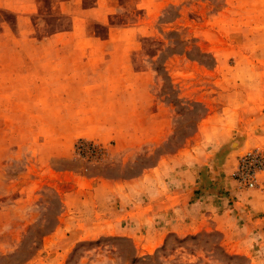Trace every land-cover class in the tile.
Listing matches in <instances>:
<instances>
[{"label": "rangeland", "instance_id": "obj_1", "mask_svg": "<svg viewBox=\"0 0 264 264\" xmlns=\"http://www.w3.org/2000/svg\"><path fill=\"white\" fill-rule=\"evenodd\" d=\"M149 1L11 28L0 12V264H264V209L236 177L251 153L264 189V0ZM199 145L198 192L237 209L180 213L179 231L121 209L119 189L147 201L130 185Z\"/></svg>", "mask_w": 264, "mask_h": 264}, {"label": "crops", "instance_id": "obj_2", "mask_svg": "<svg viewBox=\"0 0 264 264\" xmlns=\"http://www.w3.org/2000/svg\"><path fill=\"white\" fill-rule=\"evenodd\" d=\"M120 1L121 0H0V12L4 11L12 15L10 18L13 20H8L4 23L7 28H11L15 24L16 26L14 27H17V23L31 21L32 14L47 13L49 7H52L51 11L56 15H60V13L68 14L72 22H87L89 18L93 16L92 14H95L93 12H104V3H106V6L109 3L114 5L111 6L114 11H111L110 14L120 15L118 13L119 7L121 8ZM157 2L158 0H151L146 4L149 8V13L155 8ZM43 7H45L44 10H42ZM3 18L5 17L3 16ZM61 20L63 19L56 18V21ZM10 23H12V25ZM18 29L20 30L19 26ZM132 29H136V27ZM68 34L73 35L75 32L71 31L68 32ZM63 35H65V32L59 33V36L62 37ZM243 140L245 142L249 141L247 138H243ZM199 149L200 145L198 147L189 148L188 151H186L189 153L187 154L185 152L184 157L180 158V156H182L181 154H179V157H170L167 161V165L166 163L160 162L152 169L144 171V173L130 185L132 188L135 187L137 190L140 189L143 195L146 194V190H149L150 198L147 201L143 198L141 202L136 199L133 205L128 203L127 199L132 198L131 194L133 191L131 188H126L123 185L125 188L118 190L120 195L125 199L121 209H155L153 214H158L159 216L165 214L168 219L167 222L171 223V228L174 231H179L181 226L186 225L180 223L182 222L181 218H183V216L179 215L180 213L184 212L185 216H188L186 213L190 212L192 209H237L234 208L233 205H226L224 197L217 192L213 193L204 190L201 193L198 192L199 187L196 186V177L194 176L196 171L194 170L193 163H195V166L200 165L205 156L202 151L194 154L193 150ZM235 153L236 152H231V154H229L224 167L226 169V166H230L227 167L226 170L231 173L237 165ZM175 158H179L182 162H188V165H185L183 169L185 171L174 172L176 163H172V160H175ZM107 181L106 179L104 180V187L106 184L108 185ZM262 186L264 187V185ZM257 187L259 188V185ZM248 189L250 190L247 194L243 196L237 195L239 201H241L243 205L246 204V207L249 209H264V189L259 188L254 191H251V188ZM234 192L236 191L234 190ZM205 214L206 211L203 215ZM184 220H186V218Z\"/></svg>", "mask_w": 264, "mask_h": 264}, {"label": "built area", "instance_id": "obj_3", "mask_svg": "<svg viewBox=\"0 0 264 264\" xmlns=\"http://www.w3.org/2000/svg\"><path fill=\"white\" fill-rule=\"evenodd\" d=\"M242 158H241V163L239 164L236 177L247 188H253L258 185L256 174L259 171L258 165H261V164H256L254 167L251 168V153H248V155L246 154L245 157H242Z\"/></svg>", "mask_w": 264, "mask_h": 264}, {"label": "water", "instance_id": "obj_4", "mask_svg": "<svg viewBox=\"0 0 264 264\" xmlns=\"http://www.w3.org/2000/svg\"><path fill=\"white\" fill-rule=\"evenodd\" d=\"M241 143H242V139L239 138V137H237L236 140L224 144V145L220 148L219 153H220V154H226V153H229V152L232 151L233 149L237 148L238 145H240Z\"/></svg>", "mask_w": 264, "mask_h": 264}]
</instances>
